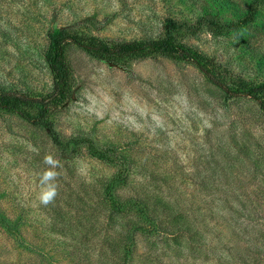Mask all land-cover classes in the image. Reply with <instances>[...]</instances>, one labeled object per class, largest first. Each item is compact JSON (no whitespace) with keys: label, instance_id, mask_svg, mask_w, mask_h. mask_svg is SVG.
I'll list each match as a JSON object with an SVG mask.
<instances>
[{"label":"rangeland","instance_id":"obj_1","mask_svg":"<svg viewBox=\"0 0 264 264\" xmlns=\"http://www.w3.org/2000/svg\"><path fill=\"white\" fill-rule=\"evenodd\" d=\"M251 1L0 0V89L51 92L50 32L155 40L172 23L223 81L264 85V0ZM66 60L51 133L0 111V264H264L258 103L168 57L69 46Z\"/></svg>","mask_w":264,"mask_h":264},{"label":"trees","instance_id":"obj_2","mask_svg":"<svg viewBox=\"0 0 264 264\" xmlns=\"http://www.w3.org/2000/svg\"><path fill=\"white\" fill-rule=\"evenodd\" d=\"M257 4H259V1H251L249 10L254 12ZM204 22L212 31L217 28L212 19H205ZM179 28L180 26L177 24H170L162 39L120 42L103 41L92 36L76 34L66 29L50 32L44 60L52 76L51 92L45 96L35 97L18 91L0 89V111L16 114L36 126L44 125L51 133L52 131L46 122L49 109L63 104L71 95L72 74L66 60V50L69 46H75L93 57L105 59L114 64L124 59H141L151 55L188 62L194 65L210 83L223 91L228 97L255 100L264 115V85L247 87L240 81L236 83L223 81L214 73L208 63L202 61L186 46L176 42L174 31ZM24 108L36 110L37 115L32 117ZM54 142L57 143L56 138H54Z\"/></svg>","mask_w":264,"mask_h":264}]
</instances>
